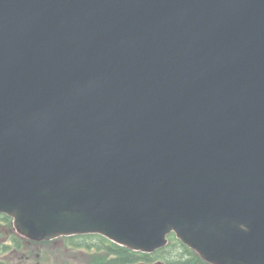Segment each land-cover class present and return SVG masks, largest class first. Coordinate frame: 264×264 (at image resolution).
I'll use <instances>...</instances> for the list:
<instances>
[{"label":"water","instance_id":"95a60500","mask_svg":"<svg viewBox=\"0 0 264 264\" xmlns=\"http://www.w3.org/2000/svg\"><path fill=\"white\" fill-rule=\"evenodd\" d=\"M0 214L264 264V0H0Z\"/></svg>","mask_w":264,"mask_h":264},{"label":"rangeland","instance_id":"374dc122","mask_svg":"<svg viewBox=\"0 0 264 264\" xmlns=\"http://www.w3.org/2000/svg\"><path fill=\"white\" fill-rule=\"evenodd\" d=\"M97 237H81L74 239L73 242L78 243L79 246H68L65 238H58L52 241L35 242L26 237L21 236L13 230L11 223L5 222L3 216L0 215V241H3V245H13L11 250L4 251L0 254V259L5 260L9 264H21L24 260L21 259L23 255L31 256L32 259L29 262H23L22 264H85L86 252L80 249L88 248L87 245L94 244ZM17 241L16 243H14ZM81 244L83 245H80ZM19 243V247H18ZM18 248V252H14ZM30 251V252H28ZM186 249L177 242L169 243V245L163 250L159 251L156 255L166 260H178L179 254H186ZM18 254V260L16 262L9 261V258L15 257ZM31 254V255H30ZM39 255L40 257L36 258ZM105 254H101L103 257ZM101 257V258H102ZM105 258V257H104ZM179 264V263H178Z\"/></svg>","mask_w":264,"mask_h":264},{"label":"trees","instance_id":"16d2710c","mask_svg":"<svg viewBox=\"0 0 264 264\" xmlns=\"http://www.w3.org/2000/svg\"><path fill=\"white\" fill-rule=\"evenodd\" d=\"M5 222H8L9 224L11 223V219L8 218L7 216H3ZM83 237V236H82ZM90 237V236H87ZM92 237V236H91ZM97 237V240L94 244L92 245H87L88 248H97V249H108V250H116L117 253L113 254L111 260H107L105 262H102L101 264H131V263H136L139 261H148L153 258L154 255H148V254H138L133 251H130L126 248L117 246L105 238L101 236H95ZM76 238H81V237H76ZM172 238H174V235H172ZM75 237L67 238V243L69 246H79L78 243L73 242ZM80 245L81 244L80 242ZM182 246L189 250L186 246L182 244ZM19 247V243H18ZM168 264H203L202 260L193 252L190 254V258L187 261H180V260H167Z\"/></svg>","mask_w":264,"mask_h":264},{"label":"flooded vegetation","instance_id":"af4514ba","mask_svg":"<svg viewBox=\"0 0 264 264\" xmlns=\"http://www.w3.org/2000/svg\"><path fill=\"white\" fill-rule=\"evenodd\" d=\"M11 247H13V245H5L4 246L3 245V241H0V254L2 252H4V251L11 250ZM80 250H83V252L85 251L86 254H87V256L85 257V261L83 262L85 264H101L102 262H105L107 260H111L112 258L111 257L109 258V256H112L113 254L117 253L116 250H108V249H80ZM13 251L14 252H18V248H16V250H13ZM28 252H30V251H28ZM185 253L186 254L187 253H191V251H185ZM101 254H105V255L102 257ZM186 254H184V253L183 254H179V256L182 257V258H178V259L181 260V261H186L187 260V258H185ZM38 257H40V256L37 255L36 258H38ZM3 259H0V264H9L8 262H6ZM21 259H23L27 263V262H29L32 259V257L28 256V255L27 256L23 255V257ZM17 260H18V254H16L15 257L9 258V261H12V262H16ZM154 261H156V259L153 257L152 259L148 260L147 263L153 264ZM62 262H63V264H65L64 259H63ZM35 264H41V263H35ZM166 264H168V263H166Z\"/></svg>","mask_w":264,"mask_h":264}]
</instances>
